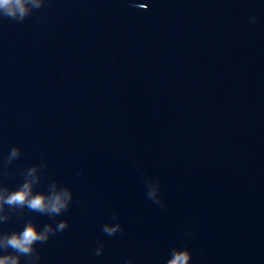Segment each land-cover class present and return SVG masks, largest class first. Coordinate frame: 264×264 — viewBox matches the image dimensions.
Here are the masks:
<instances>
[{
	"label": "water",
	"instance_id": "water-1",
	"mask_svg": "<svg viewBox=\"0 0 264 264\" xmlns=\"http://www.w3.org/2000/svg\"><path fill=\"white\" fill-rule=\"evenodd\" d=\"M29 8L0 14V196L67 208L0 202V259L264 264V0ZM28 224L48 240L3 247Z\"/></svg>",
	"mask_w": 264,
	"mask_h": 264
},
{
	"label": "clouds",
	"instance_id": "clouds-1",
	"mask_svg": "<svg viewBox=\"0 0 264 264\" xmlns=\"http://www.w3.org/2000/svg\"><path fill=\"white\" fill-rule=\"evenodd\" d=\"M33 4V0H0V14L16 21H22L25 17L30 15L31 9L29 5ZM39 8V5H35ZM142 7V5H141ZM255 18L253 17V20ZM12 155H16L15 149ZM32 170L30 169V172ZM0 202L9 206H27L32 211L39 213L59 214L61 210L67 208L66 201L63 199V194L54 193L50 197L37 194L32 195L30 184L26 181L23 187L17 191H13L10 195L4 197L0 196ZM66 226L65 222L58 224V229L62 230ZM116 229L105 228V231L110 235ZM51 231L48 225L44 226L42 232H37L36 229L28 224L22 232L19 234L13 233L10 237H7L3 242V247H11L15 251L22 255L30 256L33 248L32 245L37 242H46L48 240V233ZM189 253L187 251L174 253V258L169 261V264H188ZM0 264H17V260L14 258L4 257L0 259Z\"/></svg>",
	"mask_w": 264,
	"mask_h": 264
}]
</instances>
